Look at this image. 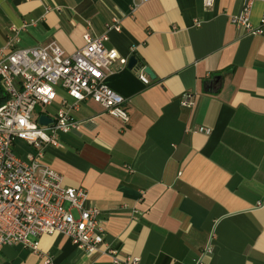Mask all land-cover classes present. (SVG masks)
Returning <instances> with one entry per match:
<instances>
[{
    "label": "crops",
    "instance_id": "obj_1",
    "mask_svg": "<svg viewBox=\"0 0 264 264\" xmlns=\"http://www.w3.org/2000/svg\"><path fill=\"white\" fill-rule=\"evenodd\" d=\"M245 1L0 0V47L16 36L17 47L54 41L70 54L85 32H106L104 46L133 56L149 80L115 63L104 82L128 121L84 100L72 111L79 129L44 148L63 184L84 188L100 210L99 250L45 234L41 255L5 245L0 264H194L206 246L201 264H264V27L249 34L232 23ZM263 5L252 0L253 25ZM183 92L192 108L180 105ZM62 96L70 100L58 89L35 114L53 118Z\"/></svg>",
    "mask_w": 264,
    "mask_h": 264
},
{
    "label": "built area",
    "instance_id": "obj_2",
    "mask_svg": "<svg viewBox=\"0 0 264 264\" xmlns=\"http://www.w3.org/2000/svg\"><path fill=\"white\" fill-rule=\"evenodd\" d=\"M212 3L213 0H203L206 7ZM251 3L252 0H246L240 12L230 17L231 21L246 33L262 34L264 8L258 24L253 25ZM117 20L113 18L114 22ZM107 39L106 32H85L83 46L70 54L54 41L17 47L16 36L0 47V87L7 96L0 105V250L5 245L21 244L41 255L37 245L45 234H64L88 255L99 250L104 231L100 210L86 204L84 188L63 184L61 174L44 161V148L61 146L60 134L79 129L80 122L74 119L72 111L84 100H92L111 116L128 121V113L121 107L123 97L104 82L115 63V68H120L127 60L114 48L104 46ZM131 69L141 71L140 80L149 82L142 68ZM58 89L70 100L62 96L52 123L38 124L36 107L53 103ZM179 103L192 108L194 94L183 92ZM199 130L210 132L204 127ZM17 139L32 146L35 152L26 153L25 159L16 155L13 146ZM211 251V246L203 248L194 264H201ZM124 261L136 264L137 259L128 257ZM44 262L54 264L50 256H45ZM113 262L120 264L116 258Z\"/></svg>",
    "mask_w": 264,
    "mask_h": 264
},
{
    "label": "rangeland",
    "instance_id": "obj_3",
    "mask_svg": "<svg viewBox=\"0 0 264 264\" xmlns=\"http://www.w3.org/2000/svg\"><path fill=\"white\" fill-rule=\"evenodd\" d=\"M41 107L42 106H37L35 112L41 110ZM13 151L16 155L20 156L22 159H25V154L34 153L35 149L32 146L28 145L25 141L17 139L14 143Z\"/></svg>",
    "mask_w": 264,
    "mask_h": 264
},
{
    "label": "water",
    "instance_id": "obj_4",
    "mask_svg": "<svg viewBox=\"0 0 264 264\" xmlns=\"http://www.w3.org/2000/svg\"><path fill=\"white\" fill-rule=\"evenodd\" d=\"M135 64H136V59L133 56L129 57L126 66L128 68H132L135 66ZM144 72H146L150 77H153V74L149 68H144ZM52 121L53 119L51 117L44 114H40L37 118V122L40 125H49L52 123Z\"/></svg>",
    "mask_w": 264,
    "mask_h": 264
},
{
    "label": "trees",
    "instance_id": "obj_5",
    "mask_svg": "<svg viewBox=\"0 0 264 264\" xmlns=\"http://www.w3.org/2000/svg\"><path fill=\"white\" fill-rule=\"evenodd\" d=\"M7 99V96L5 93H3V90L0 87V105H2Z\"/></svg>",
    "mask_w": 264,
    "mask_h": 264
}]
</instances>
